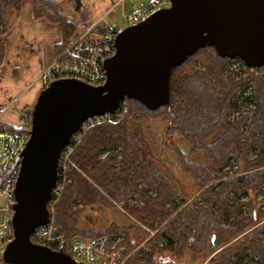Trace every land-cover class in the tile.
<instances>
[{
  "label": "trees",
  "instance_id": "16d2710c",
  "mask_svg": "<svg viewBox=\"0 0 264 264\" xmlns=\"http://www.w3.org/2000/svg\"><path fill=\"white\" fill-rule=\"evenodd\" d=\"M51 1L55 3V0H40L39 3ZM19 3V0H0V60L3 53L1 36L7 31L9 13L13 8H18ZM39 8L42 7L33 0V9L36 11ZM42 10L45 11L44 8ZM57 14L62 25L67 23L70 29L73 28L58 9ZM68 33L72 34V31ZM65 42L62 40L63 46ZM192 55L172 68L170 105L148 109L137 100L126 98L128 109L122 119L95 122L73 147L70 164H66L72 181L61 190L52 212L56 228L66 241L75 235L96 237L115 233H121L133 241L130 227L123 225H112L103 231L83 232L76 222L83 209H77L74 213H70L69 209L78 202L84 207H99L121 198L126 202L138 193L142 205L129 206L126 202L122 206L128 216L137 219L149 230H155L156 223L161 225L170 215L174 217L156 231L147 243L149 248L146 245L139 248L132 257L129 256L127 264H169V258L162 256L166 250L177 257L187 251L193 260L200 254L207 256L214 253L210 256V264H240L241 259L246 260L245 264H264V224L257 229L251 228L264 215L263 212L254 209L249 214L242 210L235 212L229 206L234 197H248L251 185L264 184V74L249 78L251 94L241 95L239 101L240 97L235 96L233 90L239 88L244 93L247 85H244L242 78L234 80L228 75L225 83L221 79V93L206 85L205 79L211 75L219 78L221 63L229 60L228 57L216 55L215 60H210L207 70L189 74L188 62ZM236 105L241 109L244 105L249 114L245 113V109H239L238 119L232 124L225 121L224 116ZM153 114H160L168 120V131L180 134L191 146L192 152L205 151L211 161V167L208 168L204 164L185 160L186 153L179 148L176 150L178 162L202 187L198 195L187 203L186 197L176 193L155 166L152 151L143 136L137 132L131 136L129 134V120ZM29 119L30 113L26 119L27 124H23L22 128H29ZM0 126L5 127L2 123ZM215 133L216 137H212ZM118 144L121 145L120 151L98 159L102 149L116 148ZM233 157L237 163L243 161L239 167L236 164L238 168L234 173L239 174L220 180L216 173L221 167H226ZM139 182L143 184L142 189L138 188ZM148 189H153L154 193H145ZM245 204L240 203V207ZM247 205L264 206V200L255 201L254 204V200L249 199ZM165 229L171 230L173 235H163ZM189 233L193 237L191 241ZM212 236L214 243L211 241ZM160 237L166 238L164 247L158 246ZM241 247L247 252L232 260L234 252H238ZM0 262L4 263L1 259Z\"/></svg>",
  "mask_w": 264,
  "mask_h": 264
},
{
  "label": "water",
  "instance_id": "95a60500",
  "mask_svg": "<svg viewBox=\"0 0 264 264\" xmlns=\"http://www.w3.org/2000/svg\"><path fill=\"white\" fill-rule=\"evenodd\" d=\"M170 2L117 33L116 52L105 60V83L56 79L37 94L13 190L12 238L3 249L4 263L76 264L64 249L35 244L30 234L49 221L60 153L85 119L113 113L123 98L148 109L170 105L172 68L201 47L238 57L246 66H264V0Z\"/></svg>",
  "mask_w": 264,
  "mask_h": 264
},
{
  "label": "rangeland",
  "instance_id": "374dc122",
  "mask_svg": "<svg viewBox=\"0 0 264 264\" xmlns=\"http://www.w3.org/2000/svg\"><path fill=\"white\" fill-rule=\"evenodd\" d=\"M19 7L18 8H13L11 13H9V21H8V28L13 25V23L16 21L17 17L19 16V13L21 11H25V8L21 9V4L25 0H19ZM31 2V9H32V14L35 18H43L48 20L51 23L58 22L60 28H62L61 31V38L65 42V46H63V43H59L56 47L58 49V54L54 57L53 61L49 64L51 65L53 62L56 61V58L58 59V56L62 53L64 49L70 44L71 40L78 34H81L86 37H94L97 32V29L104 26L107 23H117V24H122L124 21V17L127 13L132 12L135 8L139 7L140 5H134L132 4L131 7H129V4L125 5L124 10L116 9L121 3L122 0H117L115 4L103 15L101 18H99L97 21H95L93 24H91L88 27L81 28L77 30L74 34L73 28L69 27H64L60 23L61 21L58 20L60 19L58 14H57V9L58 11L62 12V5L63 2L61 3L60 1H55V3L51 2H43L42 4L39 3L40 0H36V5H40V7L44 8L45 11L42 10V8H39L36 11L33 9V0H29ZM142 1V0H141ZM145 2V0H143ZM143 4V3H142ZM115 8V9H114ZM29 10V9H28ZM81 15L84 18V11L81 13ZM12 24V25H11ZM67 24V23H66ZM1 25V21H0ZM68 26V25H67ZM1 28V26H0ZM68 31H72V35L69 36ZM5 34V33H4ZM3 34V35H4ZM1 36V41L2 37ZM64 47V48H63ZM216 52L215 50L211 47H205L203 49H200L199 51H195L191 58L189 59V70L188 73L192 74L193 71H205L207 70V66H209L210 60H215L216 59ZM222 65L220 66L221 68L218 71L219 78L215 75H211L209 78L205 79L206 80V85L213 89L215 92L221 91V86L223 85L220 81L221 79L224 80L223 82L228 81V75L232 76L234 80H240L241 78L244 79V85H247L244 93L238 89L233 90V94L235 96H247L246 94L250 93L251 94V87L248 85L250 84L249 78H251L253 75L255 76L256 74H264V67H258L257 69L250 68L248 66H245V63L238 57L234 58H229V60L223 61L221 63ZM47 65L42 71L49 66ZM41 73L39 75V79L41 77ZM177 73V72H176ZM42 87V85H41ZM221 93V92H219ZM233 96L232 98L234 99ZM242 97H240L239 101L241 100ZM238 101V102H239ZM250 107V106H248ZM247 107V108H248ZM243 109H245V113L249 114V111H247L246 107L243 105ZM128 106L126 102V112H127ZM241 108H238V105L233 107L232 109H229V111L225 114L224 118L225 121H229L230 123H235L237 121V115H239L238 111ZM241 109V110H243ZM243 112V111H242ZM123 112L120 116H118L117 119H122L123 118ZM117 121V120H116ZM115 122V121H114ZM128 129H129V134L130 136L133 135L135 132L138 134H141L143 138L146 140V142L149 145L150 150L152 151V155L154 157V164L155 166L160 169V172L164 174V176L167 178L168 182L171 184V186L177 191L176 193L185 196L186 197V203L191 201V199L198 195V191L201 190V186L199 185V182L197 179H194L193 175H191L183 166L178 162L176 150L179 148L183 153H186V158L185 160L187 161H192L195 163H201L204 164L206 167H211V161L207 156V153L205 151H191V146L186 143L184 138L180 136L178 133H172L171 131H168V128L170 127V122L168 120H165L163 116L160 114H153L150 115L149 117H142V118H133V120H129L128 122ZM212 137H216V133L213 134ZM212 139V138H211ZM116 148H104L100 151L98 154V159L104 158L106 155H112L115 152L120 151L119 148H121V145L118 144ZM254 153V152H252ZM251 153V154H252ZM70 152L66 154V158L64 160L67 162L66 164H70ZM118 159H120V156H118ZM233 160H229L228 165L226 167H221L220 170L216 173V176L222 179H226L228 177H234L238 174H235L234 172L236 169L239 167V164H242V160L237 163L235 161L234 157L232 158ZM234 161V162H233ZM237 164V166H236ZM64 173V183H62V189H64L65 185L67 183H70L72 179L69 178L68 175V168L66 166L65 172ZM74 181V180H73ZM210 185V184H207ZM143 184L139 182L138 188L142 189ZM61 189V190H62ZM249 194L248 197L245 196L243 198H240V196H237L236 198H232L229 202V206L232 211H239L242 210L245 213L249 214L252 209L256 211H262L264 214V206L258 207L255 205L254 207H251L250 205H247V202L249 199L255 201H260L264 200V184H261L259 186L256 185H251L249 189ZM140 191V190H139ZM147 194H152L154 193L153 189H148L145 190ZM153 191V192H152ZM240 198V199H239ZM142 198H139V195H132L129 197L126 202H128L129 206L132 205H142L141 200ZM4 199L0 198V203H4ZM124 198L115 201H111V204L103 205V206H88L84 207L81 202H78L75 205H72L69 209L70 213L76 212L77 209L82 208L83 211L81 212L77 222V227L83 231L87 232L89 230H96V231H103L106 230L109 226L116 225V226H124V227H130V237H133V241L127 239L123 234L121 233H115L113 235H118L124 237V241L129 245L130 249H132L133 253L131 257L136 253V251L141 248L142 246L146 245V248H149L147 246L148 241L155 235L156 231L166 223V221L174 215H170L166 221H164L161 225L156 223V228L155 230H149V228L143 224H141L137 219L132 218L131 216H128L126 212L123 210L124 203ZM240 203H246L244 206L242 205L240 207ZM55 204V201L50 203V211L51 214L53 212V206ZM176 213V212H175ZM174 213V214H175ZM261 213V212H260ZM4 224H1L0 227L3 228ZM264 224V215H262L261 218L256 220L255 224L251 226V228L257 229L260 228ZM249 228L248 230H251ZM165 236H172L173 233L169 229H165L163 232ZM189 241L192 240V234H188ZM212 240V237H211ZM166 242L165 237H160L158 241V246L159 247H164ZM214 243V242H213ZM176 245V244H174ZM246 249L244 247H241L238 252H234L232 256V260L236 259V256L242 257L243 254L245 253ZM247 252V251H246ZM214 254V253H213ZM209 253L207 256H202L200 254L196 259H192L191 253L185 251L181 257H177L176 255L172 254L169 250H166L162 256H167L169 258V264H210L209 259L210 256L213 255ZM249 255H253L251 252H248ZM157 255V254H156ZM156 255H153L154 257H158ZM146 260V259H145ZM246 260L241 259L240 264H245Z\"/></svg>",
  "mask_w": 264,
  "mask_h": 264
},
{
  "label": "built area",
  "instance_id": "2783aa9c",
  "mask_svg": "<svg viewBox=\"0 0 264 264\" xmlns=\"http://www.w3.org/2000/svg\"><path fill=\"white\" fill-rule=\"evenodd\" d=\"M170 0H145L143 4L127 13L122 24L107 23L97 29L94 37L76 35L70 44L41 73L42 87H46L56 79L74 78L84 83L98 86L105 83L107 71L105 60L116 52L115 39L124 27L134 25L161 8L170 6ZM246 66V64H245ZM250 68L257 69L255 66ZM264 67V66H263ZM126 111V100L120 101L119 107L113 113H105L85 119L72 134L69 142L60 153L58 161V179L52 190L48 203L56 201L59 196L66 168V154L71 152L79 142L87 128L102 121H114ZM25 121V119H24ZM30 136V127L8 129L0 126V198L5 200L8 219L4 227H0V259L3 249L12 238V204L14 202L13 190L19 175L21 154ZM30 240L38 245L52 250L64 249L76 264H127L133 251L124 241V237L118 235H100L96 237H73L66 241L64 235L56 228V223L50 211L49 221L37 226L30 234Z\"/></svg>",
  "mask_w": 264,
  "mask_h": 264
},
{
  "label": "crops",
  "instance_id": "0c3cea01",
  "mask_svg": "<svg viewBox=\"0 0 264 264\" xmlns=\"http://www.w3.org/2000/svg\"><path fill=\"white\" fill-rule=\"evenodd\" d=\"M55 1L63 2L61 14L73 25L74 34L105 15L117 0ZM127 2L131 7L132 4L141 5L144 1L122 0L116 9L124 10ZM21 5L25 11L19 13L2 37L3 53L0 60V123L11 129L27 124L26 119L42 88L39 75L58 54L56 46L62 42V28L58 22L35 18L29 0ZM83 11L84 18L81 15ZM64 27L66 29L69 26L66 24ZM7 219L4 201L0 203V225L6 223Z\"/></svg>",
  "mask_w": 264,
  "mask_h": 264
}]
</instances>
